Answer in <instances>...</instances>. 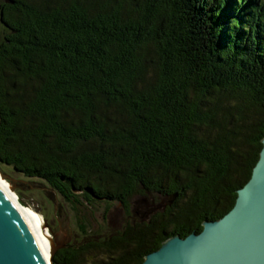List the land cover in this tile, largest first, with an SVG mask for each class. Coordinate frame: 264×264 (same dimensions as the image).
I'll list each match as a JSON object with an SVG mask.
<instances>
[{
  "label": "trees",
  "instance_id": "obj_1",
  "mask_svg": "<svg viewBox=\"0 0 264 264\" xmlns=\"http://www.w3.org/2000/svg\"><path fill=\"white\" fill-rule=\"evenodd\" d=\"M0 29V170L83 235L53 264H140L230 210L264 137V0H1ZM143 196L164 204L91 233Z\"/></svg>",
  "mask_w": 264,
  "mask_h": 264
},
{
  "label": "water",
  "instance_id": "obj_2",
  "mask_svg": "<svg viewBox=\"0 0 264 264\" xmlns=\"http://www.w3.org/2000/svg\"><path fill=\"white\" fill-rule=\"evenodd\" d=\"M261 144L228 212L203 221L199 232L165 239L140 264H264V137ZM55 249L49 252L50 264ZM0 264H47L29 225L1 187Z\"/></svg>",
  "mask_w": 264,
  "mask_h": 264
},
{
  "label": "rangeland",
  "instance_id": "obj_3",
  "mask_svg": "<svg viewBox=\"0 0 264 264\" xmlns=\"http://www.w3.org/2000/svg\"><path fill=\"white\" fill-rule=\"evenodd\" d=\"M11 175L17 178L16 174L11 173ZM7 176L6 173H3L0 170V177L6 182L10 189L13 187V190L11 191L17 199L20 197L23 199V202L25 203L23 206L35 211L42 217L43 229L48 233L47 238L49 243L53 242L54 248L58 245H72L78 241H83V235L79 232V229L76 226L73 211L69 204L65 202L60 195L46 185L35 183L36 179H32L33 181H28L27 179L26 181H17V183L13 185ZM151 198L153 200H151ZM157 198L159 201L157 199L155 201L152 196L134 197V199L131 200L128 215L119 203H115L105 215L104 220L102 219L103 207H99L96 212V221L91 227V233L107 234L109 231L119 229L127 219H134V217H136L135 214L138 211L148 209L150 206L148 204H150V202H154L155 207H157L158 204H164L163 199L159 197Z\"/></svg>",
  "mask_w": 264,
  "mask_h": 264
},
{
  "label": "bare ground",
  "instance_id": "obj_4",
  "mask_svg": "<svg viewBox=\"0 0 264 264\" xmlns=\"http://www.w3.org/2000/svg\"><path fill=\"white\" fill-rule=\"evenodd\" d=\"M0 187L5 192L7 197L14 203L19 212L22 214L23 218L29 225L36 241L38 242L40 249L45 257L46 263L50 264L49 252L53 247V242L49 243L47 232L43 229V219L35 211L23 206L19 203L18 199L15 197L10 187L7 186L6 182L0 177Z\"/></svg>",
  "mask_w": 264,
  "mask_h": 264
}]
</instances>
